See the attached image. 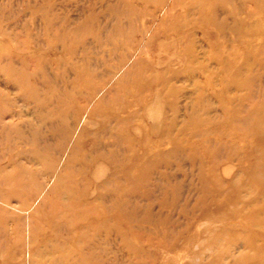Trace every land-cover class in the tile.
<instances>
[{
  "label": "rangeland",
  "instance_id": "1",
  "mask_svg": "<svg viewBox=\"0 0 264 264\" xmlns=\"http://www.w3.org/2000/svg\"><path fill=\"white\" fill-rule=\"evenodd\" d=\"M0 264H264V0H0Z\"/></svg>",
  "mask_w": 264,
  "mask_h": 264
}]
</instances>
